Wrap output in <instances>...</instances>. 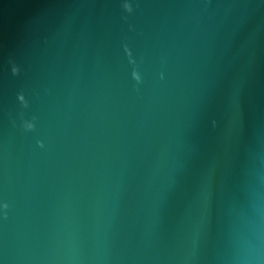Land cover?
<instances>
[{
  "label": "water",
  "instance_id": "obj_1",
  "mask_svg": "<svg viewBox=\"0 0 264 264\" xmlns=\"http://www.w3.org/2000/svg\"><path fill=\"white\" fill-rule=\"evenodd\" d=\"M0 264H264V0H0Z\"/></svg>",
  "mask_w": 264,
  "mask_h": 264
},
{
  "label": "clouds",
  "instance_id": "obj_2",
  "mask_svg": "<svg viewBox=\"0 0 264 264\" xmlns=\"http://www.w3.org/2000/svg\"><path fill=\"white\" fill-rule=\"evenodd\" d=\"M16 71H18V70L14 69V72H16Z\"/></svg>",
  "mask_w": 264,
  "mask_h": 264
}]
</instances>
